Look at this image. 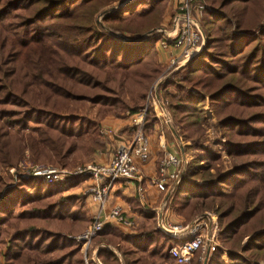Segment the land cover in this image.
Returning a JSON list of instances; mask_svg holds the SVG:
<instances>
[{
	"label": "trees",
	"instance_id": "1",
	"mask_svg": "<svg viewBox=\"0 0 264 264\" xmlns=\"http://www.w3.org/2000/svg\"><path fill=\"white\" fill-rule=\"evenodd\" d=\"M204 1L211 11L200 24L203 50L158 89L192 157L169 206L186 222L217 215L222 248L205 264H258L264 261V0ZM124 2L0 0V169L15 166L26 150L32 165L85 162L101 150L99 123L109 113L147 108L142 130L153 128L147 99L163 72L153 30L167 0ZM208 128L224 141L209 143ZM84 180L50 186L28 178L7 187L0 179L3 264H167L180 242L143 209L151 223L133 235L106 225L87 248L75 239L91 219L82 196L64 193ZM198 256L191 264H203Z\"/></svg>",
	"mask_w": 264,
	"mask_h": 264
},
{
	"label": "built area",
	"instance_id": "2",
	"mask_svg": "<svg viewBox=\"0 0 264 264\" xmlns=\"http://www.w3.org/2000/svg\"><path fill=\"white\" fill-rule=\"evenodd\" d=\"M209 11L211 10L203 0H174L173 14L168 25L153 31V34L159 38L156 43L157 49L167 53V59L162 66L164 79L203 50L206 36L200 24L205 13ZM163 82L164 80L161 82L159 80L153 86L147 101L151 107L154 104L159 109L165 118V123L171 127V118L166 109L167 102L158 94L159 85ZM146 113L147 108L135 114H127L131 118L133 128L130 139L116 146L110 161L106 164L88 162L67 169L52 166L35 167L36 165L20 162L16 168L10 169V173L16 180L37 178L50 186H60L76 178L90 180L92 183L85 188L83 196L96 202L99 211L93 216L87 229L75 238L87 248L91 240L106 225L112 222L128 227L132 225V222L123 216L119 207H113L105 214L103 212L108 195L118 181L130 182L140 179V169L136 160L144 164L149 156L148 136L142 130ZM99 133L102 136L111 134L106 129L100 130ZM187 164L188 162L181 157L171 153H166L160 161L153 184L164 196L161 212L168 207L175 188L184 176ZM143 194L144 190L139 186L138 195L141 199ZM157 229L180 242L169 250L170 259L175 264H190L195 254L199 253L202 259L214 252L217 247V223L211 215L201 216L193 225L190 224L185 228L179 226L169 230L166 229L162 217H159Z\"/></svg>",
	"mask_w": 264,
	"mask_h": 264
},
{
	"label": "crops",
	"instance_id": "3",
	"mask_svg": "<svg viewBox=\"0 0 264 264\" xmlns=\"http://www.w3.org/2000/svg\"><path fill=\"white\" fill-rule=\"evenodd\" d=\"M126 1L127 0H125V2ZM155 50L157 54V63L160 67H162L167 59V53L158 50L156 46ZM163 80L164 76L160 79V82ZM160 98L162 97L160 96ZM152 107L156 121L153 128L146 132L149 140V156L144 164H141L138 160H136V164L140 169V179L130 182L118 181L108 195L103 212L105 214L113 207H119L122 210L124 217L132 220V227H134V225L139 227L140 224L149 225V223H151V221L146 220L140 214L138 209H143L146 214H153L155 216L153 222L155 223L156 228L158 226L159 217H162L163 222L166 221L168 224H180L185 221L183 217L178 215L169 206V203L168 207L163 209L161 212L160 207L164 196L156 190L153 182L157 176L159 163L166 153L175 154L186 162H189L192 157L184 154L183 147L187 144H184L181 140H179L180 138L178 139L173 135L171 127L165 123V118L162 116L159 109L155 107L154 104ZM127 114L128 113H123L120 116H115L114 114L109 113L102 117L99 123L100 130H109L111 134L110 136H102L99 133L101 150H97L89 155L87 161H92L97 164H106L110 161L116 146L123 144L130 139L133 128L131 126V118ZM124 129H128L129 132H123ZM70 161L71 164L74 163L73 159ZM91 183L92 182L90 180L84 181L78 189L73 192H65L64 196H70L73 194L82 196L85 201L89 217L92 220L93 216L98 213L99 206L90 198L83 196L85 188ZM139 186L144 190L143 199H141L138 195ZM133 201H135L134 204ZM212 218L214 217L212 216ZM109 225L127 235H133L136 232L133 228L132 230L129 227L116 222H112ZM98 249L99 248H96L93 251V260H95L94 256L96 255L95 253ZM0 261H2L1 263L3 264L2 257L0 258Z\"/></svg>",
	"mask_w": 264,
	"mask_h": 264
},
{
	"label": "rangeland",
	"instance_id": "4",
	"mask_svg": "<svg viewBox=\"0 0 264 264\" xmlns=\"http://www.w3.org/2000/svg\"><path fill=\"white\" fill-rule=\"evenodd\" d=\"M129 1H132V0H127L126 2H124L123 4H125V3H127V2H129ZM204 1V0H203ZM205 2V1H204ZM206 3V2H205ZM206 5L208 6V8L211 10V8H210V6L206 3ZM173 6H174V0H167V3H166V6H165V9H164V12H163V15H162V19H161V22H160V26L159 27H157V28H161V27H165V26H167L168 25V23H169V21H170V19H171V16H172V12H173ZM210 12V11H209ZM100 20V19H99ZM259 26L261 27V28H263L264 29V17H263V19L261 20V22L259 23ZM156 28V29H157ZM155 30V29H154ZM153 30V31H154ZM152 33V32H151ZM156 35V34H155ZM162 68V67H161ZM163 69V72H162V74L159 76V78L155 81V83L151 86V88H150V90H149V93H150V91L152 90V88H153V86H155V84L164 76V68H162ZM171 76V75H170ZM170 76H168L167 78H165L164 79V81L165 80H167ZM160 84V83H159ZM165 99V98H164ZM167 101V100H166ZM168 104V103H167ZM166 109H167V105H166ZM205 112H206V117H207V119H209L211 122H212V124L213 125H216V121H215V119H214V117H213V115H212V113L210 112V110H209V108H208V106H205V108L203 109ZM30 126H32V125H30ZM100 132V131H99ZM206 136H207V138H208V140L210 141L209 143H211V144H214V145H219L220 144V142H223L224 141V139L222 138V137H220L219 135H218V133H216L213 129H211V128H208L207 130H206ZM187 145H189V143L187 144ZM186 146V145H185ZM219 150L221 151V153H222V161L223 162H227V159H226V157H225V155H224V152H223V150L221 149V148H219ZM114 152V151H113ZM20 162H25V163H28V164H30V165H32L33 163L32 162H30V160H29V153H28V151L26 150L25 152H24V154H23V156L21 157V159L17 162V164L15 165V166H8V167H5V168H2V169H0V179L5 183V185H7V187H9V186H15L16 185V183H17V180L14 178V176L13 175H11V173H10V169L11 168H16L17 166H18V164L20 163ZM88 162H92V161H85V162H76L74 165H72V166H70V167H68L67 169H71V168H74V167H77V166H81V165H83V164H86V163H88ZM95 163V162H94ZM47 166H51V165H42V164H37L35 167H47ZM52 167H54V166H52ZM55 168H59V167H55ZM186 168V167H185ZM206 215H211V217L213 216L214 217V219L216 220V223H217V215L216 214H214V213H212V212H205L203 215H198L197 217H195L194 219H192L190 222H186V221H184V222H182V223H180V224H168L166 221H164V225H165V227H166V229L167 230H169V229H171V228H174V227H179V226H181V227H183V228H185V227H187V226H189L190 224H192L193 225V223H195L196 222V220L197 219H199L201 216H206ZM124 216V215H123ZM127 219V218H126ZM208 219H209V216H208ZM129 222H132V220L130 219V218H128L127 219ZM206 222H207V220H205ZM142 222V221H141ZM136 224V223H135ZM210 224V222L208 221V225ZM133 226V224L132 225H130L129 226V228L130 229H134L135 231L141 226V224H140V226L139 227H137L136 225H134V227H132ZM126 227H128V226H126ZM132 229V230H133ZM125 234V233H124ZM217 239H218V223H217ZM246 242V240L244 241V243ZM90 246V245H89ZM218 247H220V248H222L221 247V245H220V243L217 241V247L216 248H218ZM96 248H100V246L99 247H96ZM95 248V249H96ZM96 253H97V251H96ZM95 253V254H96ZM225 253H226V251H225ZM224 253V256H223V260H226V254ZM197 254H195L194 255V257L196 256ZM193 257V258H194ZM201 257V255H199L198 256V258L200 259V260H203V264H205V260H206V257H203L202 259L200 258ZM2 261H0V264H2L1 263ZM192 263V260H191V262H190V264ZM157 264H160L159 262H157ZM167 264H175V262H173L172 260H170L169 259V261L167 262ZM258 264H264V261H261V262H259Z\"/></svg>",
	"mask_w": 264,
	"mask_h": 264
},
{
	"label": "water",
	"instance_id": "5",
	"mask_svg": "<svg viewBox=\"0 0 264 264\" xmlns=\"http://www.w3.org/2000/svg\"><path fill=\"white\" fill-rule=\"evenodd\" d=\"M171 130H172V133H173V135L176 137V138H178L177 137V134H176V132H175V130L171 127ZM179 139V138H178ZM180 140V139H179ZM94 259H95V256H94ZM207 259V258H206ZM95 261L97 262V260L95 259ZM206 261V260H205ZM99 264V263H98Z\"/></svg>",
	"mask_w": 264,
	"mask_h": 264
}]
</instances>
